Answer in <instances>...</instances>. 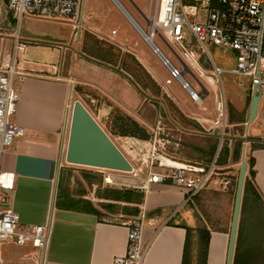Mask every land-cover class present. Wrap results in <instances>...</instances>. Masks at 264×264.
<instances>
[{"label":"crops","instance_id":"crops-1","mask_svg":"<svg viewBox=\"0 0 264 264\" xmlns=\"http://www.w3.org/2000/svg\"><path fill=\"white\" fill-rule=\"evenodd\" d=\"M24 18L62 19L30 14L22 16L17 19L19 25L15 24L13 32H0V56L14 53L16 34L23 44L19 51L25 50L27 43L35 41L28 39L27 33L22 35L19 27ZM72 37L73 32L71 40ZM55 45L60 49L64 46L71 61L67 57L58 64L36 65L19 58L23 63L22 75L15 77V85L20 97L13 120L24 128V134L14 139L0 161V171L11 174L13 178L8 206L18 213L21 223L50 225L49 242L46 250L31 243L22 246L14 242L0 243V264H113L116 256L124 255L127 251V222L142 213L147 219L143 242L148 245L143 264H183L187 227H206L210 231L206 264H227L235 197L230 214V197L227 196L224 203L227 216L222 226L207 223L205 226L194 225L186 215H181V211H176L186 201L187 195L182 187L172 185L169 179H149L140 185L132 182L121 184L115 170L105 171L65 161L70 126L68 106L74 101L71 87L88 86L98 90L99 107L94 104V110L91 102L80 100L99 122L101 116L113 119L116 114L128 115L145 127L149 139L152 138V129L158 117L164 112V102L162 99L152 100L135 78L137 73L127 72L117 63L96 57L95 54L79 50L74 53L70 43ZM27 62L30 66H27ZM145 63L152 80L165 88L169 99H173L182 111L183 118L189 117L200 125L201 130L196 132L180 126L182 133L174 144L179 148L184 140L183 135L185 137L189 132L219 134L221 141L222 131L215 126L217 91L213 82L207 78L215 86L212 106L205 99L209 91L204 90L200 82L205 93L200 103L202 108L196 109L190 96L185 101L172 93L168 86L172 81L166 82L169 77L163 80L147 60ZM186 72L191 71L187 68ZM139 92L146 95V99H140ZM248 96H252V92ZM250 103L251 99L247 97L242 99L241 107L228 104L233 109L231 115L227 106L229 126H239L245 131ZM96 109L97 114L94 112ZM231 135L235 133H226L224 138L229 146L233 145ZM248 136L251 138L247 140L248 144H264V96L259 101L257 116L249 126ZM251 155L255 171L253 184L263 204L246 209L239 249L235 245L233 264H264V147L253 149ZM234 163L229 160L219 167L232 172ZM80 169L83 171H75ZM197 196L186 205L193 206ZM2 206L0 204V208ZM256 209L262 210L261 219L251 218Z\"/></svg>","mask_w":264,"mask_h":264},{"label":"rangeland","instance_id":"rangeland-1","mask_svg":"<svg viewBox=\"0 0 264 264\" xmlns=\"http://www.w3.org/2000/svg\"><path fill=\"white\" fill-rule=\"evenodd\" d=\"M119 1L139 25L150 33L152 29L151 21L156 12V0ZM202 16L203 11H199L197 15H189L188 19L190 22H194L197 19H201ZM17 19L16 14L10 10L8 6V0H0V32H13L15 24L17 23L16 26L19 25ZM66 20L67 19L51 21L47 19L39 20L37 18L27 20L24 18L20 22L21 25L19 27L22 31V35L27 33L28 39H31L32 41L35 40L36 43H27L25 50L18 51L17 56L26 61H31L36 65L58 64L67 57L70 59V54L68 56L66 55L67 51L63 49L64 46L60 49V46H56L55 44L59 43L65 45L70 43L74 49V53L76 50H79V52L82 51L88 54H95V56L99 58L107 57L106 59H109L112 63H117V65L123 67L125 71L134 74L137 73L135 78L140 81L141 86H143L145 92L147 91L148 95L152 97V100L160 99L161 101L162 99L164 102V112L162 113V116L160 115L158 117L155 123L156 126L157 122L160 120L159 126L161 129L158 134L159 142H156V144H154L153 138L149 140L137 138L138 140H141V142H144L142 144L138 142L137 145L130 140V136H121L116 133H111L112 117H100L99 120L101 125L111 135L115 143L127 156L135 169L133 172L116 171L115 173L121 178L120 183L130 184V182H132L140 185L156 174L167 173L168 169L162 166L160 162L162 159L156 158L158 154H161L164 150V145L162 143L167 139H170L171 141L166 144L170 145L167 149L170 157L174 160L196 163L194 162L195 158L182 154V152L179 151L178 146L174 144V141L177 140L179 135H181L180 133H182L180 126L187 125V121L192 119L185 116L184 119L182 111L173 99H169L165 88L161 84H157V82L152 80L150 76L152 74L148 70L145 61L147 60V62H149V65L156 70L163 80L168 77L172 80V84L168 86L178 99L188 101L190 99L189 95L181 87L180 83L170 76L167 66L163 64L159 54H156L153 51L150 43L143 37L144 34L141 31L142 35L139 33L112 0H86L85 20L81 26V37L77 40L74 39V36L71 40L70 35L73 32V26L68 20L69 23ZM26 30L29 31L27 32ZM115 30H117V32L113 34V31ZM158 33L154 37L155 44L178 69L183 71L185 66L189 68L191 72H186L184 74L185 80L197 92L201 91L200 82L203 84V86L209 91V95L205 99H207L206 102L209 103V106L211 107L213 99H215V86L209 82L206 77H201L198 71L191 65V61L190 63L184 59V57L178 55L174 46L169 45L162 38L161 35H163V33L159 28ZM186 33L188 44L194 50L197 62L202 67L203 73L210 74L212 62L224 70L221 74V80L225 100L228 101V109L231 104L235 107H241L242 99H247V97H249L248 95H250L251 80L249 77L244 78L243 84H241L240 78L232 73V70L236 68L237 65V51L206 41L205 45L208 51L207 53L203 48H200L197 45L187 29ZM27 66H30L28 62ZM16 82L17 79L15 78V84ZM97 93L98 90L94 87H71L72 99H85L89 104L91 102L93 110L94 104L99 107L97 103V99H99ZM139 94L140 99H146V95L141 92H139ZM199 107H201L200 103L195 102V108L200 109ZM94 112L97 114L98 109ZM179 121L182 123L180 124ZM239 129V126H228L226 133H240L244 139L248 140L249 136L245 134V131H239ZM208 131L209 130H206V133H209ZM186 134L187 137H190L188 135L190 132ZM195 135L200 138L209 137L207 134ZM186 136L184 137L183 135V138L186 139ZM251 145L252 144L249 143L247 146L248 156H251ZM215 158L217 159V156H215ZM213 161H208L203 165L207 169L211 167L213 170L212 176L208 186L198 194L195 203L192 204L193 206H190V204L186 205V202H184L176 210L177 212L181 211V215H186L190 220V223L194 225L205 226L207 223L215 227L222 226V222L224 221L225 216H227V213L224 210V203L228 195L230 197V202L228 201L231 207L230 214L232 212L241 162L239 160L234 163L235 166L232 168V172H227L229 170L220 168L216 165V162L215 167L212 166ZM75 171L83 170L80 169ZM253 208L254 206L252 209ZM251 218L261 219V209H256ZM176 220L179 219L176 218Z\"/></svg>","mask_w":264,"mask_h":264},{"label":"built area","instance_id":"built-area-1","mask_svg":"<svg viewBox=\"0 0 264 264\" xmlns=\"http://www.w3.org/2000/svg\"><path fill=\"white\" fill-rule=\"evenodd\" d=\"M112 1L120 9L118 3L122 5L121 2L119 0ZM85 5L86 0H8L10 10L16 14L18 19L26 14L44 18L67 19L72 23L73 36L76 40L81 37V26L85 20ZM199 11H203L202 18L190 22L188 16L197 15ZM121 12L123 13L122 10ZM151 24L152 29L148 33L152 34L151 47L156 54L162 53L154 42V37L159 28L163 33L162 38L169 45L174 46L178 55L189 62L191 61L193 63L190 62L191 65L201 77L210 79L216 86L218 115L215 126L222 131V144L229 126L227 103L221 80V74L224 70L212 62L210 74L203 73L192 47L188 44L186 29L197 45L207 53L206 41L237 51V65L232 73L240 78L241 84H243L244 78L249 77L251 92L253 90L260 91L261 97H263L264 0H156V12ZM116 32L117 30L113 31V34ZM22 48L23 44L19 35L16 34L14 53L0 56V161L4 151L12 146L14 139L24 134V128L13 120L20 97L14 79L16 76L22 75L20 71H22L23 63L17 56L18 51ZM161 59L163 64L167 66L170 76L181 84L190 98L194 102L202 103L205 92L203 89L200 92L195 91L185 80L183 74L187 68L185 67L181 71L166 56L161 57ZM171 81V79H167L166 82L171 83ZM71 105L68 106V109H71ZM159 123L160 120L154 130L152 129L154 144L159 142L158 134L161 129ZM169 142H171L170 139H167L162 143L164 150L156 158L174 160L167 152L169 144H166ZM160 162L162 166L168 169L167 173L160 174L161 179H169L172 185L182 187L187 195L186 203L192 202L194 197L204 190L211 180L213 171L211 167L207 169L198 163L188 162L178 165L163 163L162 160ZM215 162L216 158L212 163L214 167ZM11 176V174L0 171V204L3 205L0 208V243L14 242L21 246L31 243L34 247L46 250L51 231L50 225L21 223L18 213L7 204L10 197L9 191L13 187ZM150 180L157 181L155 176ZM146 225L145 213L127 222V251L124 255L116 256L113 264L144 263L148 249V245L143 242Z\"/></svg>","mask_w":264,"mask_h":264},{"label":"water","instance_id":"water-1","mask_svg":"<svg viewBox=\"0 0 264 264\" xmlns=\"http://www.w3.org/2000/svg\"><path fill=\"white\" fill-rule=\"evenodd\" d=\"M144 32L146 39L152 41V34H149L147 30H144ZM161 55L165 57L163 53ZM203 89L205 90V87ZM260 99L261 92L253 90L249 116L245 126L246 135H248L250 124L257 116ZM69 115V136L65 150V161L67 163L115 171H133V164L80 99L73 101L71 109H68L67 116L69 117ZM130 140L138 145L136 138L130 137ZM247 144L248 142L245 140L242 146L227 264H233L245 178L249 169L246 160Z\"/></svg>","mask_w":264,"mask_h":264},{"label":"trees","instance_id":"trees-1","mask_svg":"<svg viewBox=\"0 0 264 264\" xmlns=\"http://www.w3.org/2000/svg\"><path fill=\"white\" fill-rule=\"evenodd\" d=\"M107 57H102V59L110 61L106 59ZM111 62V61H110ZM251 94V92H250ZM251 96H249V100ZM230 107V106H229ZM229 112L232 115V107L229 108ZM181 124L182 122L179 121ZM187 125H182L183 129H191L201 130L200 125L195 122L194 120L187 121ZM112 130L111 133H116L121 136H130L135 137L143 140L149 139V133L140 125L136 120L131 118L128 115L116 114L113 116L112 119ZM243 131L244 129L240 127L239 131ZM234 134V133H233ZM190 137L186 136L181 142V146L179 147V151L182 154L195 158L196 163L206 164L208 161H213L215 156L216 165L223 166L226 165L229 160L233 162L241 161V153H242V146L246 139L242 136V134L237 133L235 135H231L233 145H228V140H223L221 144L219 139V134H211L209 137L200 138L195 134H189ZM235 136V137H233ZM251 138L249 137L248 140ZM264 147V144H252L251 151L257 147ZM246 153V160L249 164L248 174L245 178L244 190H243V197H242V204H241V213L239 219V228H238V238H237V245L236 248L239 249L240 244V235L242 230V220L247 208H251L254 205L263 204L261 197L258 195L254 184L253 178L255 175V171L253 169L254 165V158L248 156L247 158ZM191 159V158H190ZM236 196V192H235ZM234 196V197H235ZM262 211V210H261ZM264 211H262L263 213ZM187 237L183 252V264H206L207 263V255H208V248H209V238H210V231L206 227L201 228H192L187 227ZM195 237V238H193Z\"/></svg>","mask_w":264,"mask_h":264},{"label":"bare ground","instance_id":"bare-ground-1","mask_svg":"<svg viewBox=\"0 0 264 264\" xmlns=\"http://www.w3.org/2000/svg\"><path fill=\"white\" fill-rule=\"evenodd\" d=\"M118 5L120 6V9L123 11V13L125 14V16L128 18V20L132 23V25L139 31V33L141 34V32L144 34L143 35V37L146 39L147 37H146V35H145V32H144V30H143V28H140L139 26L140 25H138L137 24V21L134 19V17L129 13V11L125 8V7H123L122 5H120L119 3H118ZM141 31V32H140ZM142 35V34H141ZM147 40V39H146ZM149 43H150V45H151V39L150 40H147ZM159 54V56H160V58L162 57V55L160 54V53H158ZM138 140V139H137ZM137 142H139L140 144H142V143H144V142H141V140H138ZM170 158H168L167 160H165V159H162V162L164 163V162H170L172 165H178L179 163L177 162V161H174V160H169ZM155 178H156V180H159V179H161V175H159V174H156L155 175ZM5 182L6 183H8L7 182V180H5Z\"/></svg>","mask_w":264,"mask_h":264}]
</instances>
